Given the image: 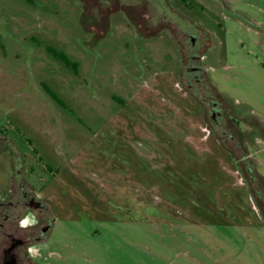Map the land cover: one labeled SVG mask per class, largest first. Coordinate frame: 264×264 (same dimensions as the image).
Returning <instances> with one entry per match:
<instances>
[{"label": "rangeland", "instance_id": "rangeland-1", "mask_svg": "<svg viewBox=\"0 0 264 264\" xmlns=\"http://www.w3.org/2000/svg\"><path fill=\"white\" fill-rule=\"evenodd\" d=\"M109 1L98 14L90 0H0V133L45 170L58 233L74 235L57 263L264 264V0L181 6L215 36L204 65L243 171L186 129L200 114L169 71L168 33L133 30L150 8Z\"/></svg>", "mask_w": 264, "mask_h": 264}, {"label": "flooded vegetation", "instance_id": "flooded-vegetation-1", "mask_svg": "<svg viewBox=\"0 0 264 264\" xmlns=\"http://www.w3.org/2000/svg\"><path fill=\"white\" fill-rule=\"evenodd\" d=\"M90 1L98 8V14L100 8L110 6L109 0ZM210 2L218 8V0ZM118 3L121 5L119 0ZM82 4L80 2L81 12H84ZM122 4L149 7L146 12H140L143 22H134L137 28L133 30L138 34L144 21L151 23L153 31L154 28L157 32L165 29L176 48V55L168 53L169 67L174 64L169 71L176 76L177 86L195 103L200 114L199 121L189 123L186 129H198L205 136L211 135L212 141L235 158L238 170L243 171L247 155L243 154L244 146L233 120L232 106L218 92L204 65L209 58L208 49L214 43L213 33L181 9V6L187 8L185 0H134ZM126 15L129 14L126 12ZM90 28L95 29L97 35L100 32L96 23ZM238 151L241 152L238 154ZM28 160L11 138L0 133V264H58L62 251L72 254L74 235L58 233L60 210L51 200L54 195L46 190L45 170H35ZM252 178L254 173L247 167L246 181L250 187Z\"/></svg>", "mask_w": 264, "mask_h": 264}]
</instances>
